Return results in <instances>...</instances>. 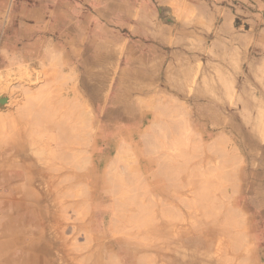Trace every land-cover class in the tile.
<instances>
[{"label":"rangeland","instance_id":"obj_1","mask_svg":"<svg viewBox=\"0 0 264 264\" xmlns=\"http://www.w3.org/2000/svg\"><path fill=\"white\" fill-rule=\"evenodd\" d=\"M0 105V223L9 195H22L29 162L68 165L58 151L45 160L38 149L64 144L62 115L72 109L66 144L82 142L87 175L74 191L88 197L85 216L101 201L110 218L93 235L92 264H115L113 256L129 264L111 238L120 159L146 174L148 205L136 214L163 221L182 211L170 217L175 231L150 234V264H189L176 237L212 223L219 208L243 217L250 260L264 264V0H0ZM103 147L110 156L100 162ZM57 210L68 217L69 241L87 243L80 211ZM24 225L0 259L21 264L23 249L41 250L45 240ZM228 245L207 247L200 264H217Z\"/></svg>","mask_w":264,"mask_h":264},{"label":"bare ground","instance_id":"obj_2","mask_svg":"<svg viewBox=\"0 0 264 264\" xmlns=\"http://www.w3.org/2000/svg\"><path fill=\"white\" fill-rule=\"evenodd\" d=\"M69 111L64 112L62 115L64 122L62 130L65 137H67L69 131L66 119L71 117V113L75 114L72 109ZM77 113H79V111H77ZM65 137L63 138L64 144L56 143V145H54V143L50 142L43 144L38 150L46 154L45 160L48 158L51 159V156L58 151L59 158H61L64 163H68L69 166H63V170H54L48 166L34 165L29 162L26 166L28 175L23 181L22 197L18 199L17 203V212L15 214L13 213L14 216L12 213L8 216L9 218L17 216L19 221L24 224L27 223L30 226L32 230H28L32 232V236H42L43 239L39 240L40 242L45 240L41 245V250H35L30 247L23 249L20 256L22 261L21 264H71L70 261L75 260L76 264H92V256L99 253L93 242L95 237L93 235L101 230V225L105 221H110V218L106 217V212L103 211L107 206L101 204L102 202L100 201L95 204V215L89 214L85 216L83 214V211L88 210V206H86V199L88 197L86 198L85 193L83 195L75 193L73 184L75 181L74 179L84 180L87 177V175L82 172L85 148L81 141H76L74 144H66ZM108 145L111 146L113 150L118 148L115 142H108L104 147ZM104 147L100 150V154L98 155L101 158L100 162H103L104 158L106 159V157L110 156L109 150ZM160 154L159 156H161L162 160L160 157L159 159L161 161H167L165 158L166 156L162 153ZM226 159L227 157L225 156L223 160L226 162ZM229 161L230 160L227 159V162ZM119 167L123 170V174H121L118 179V183L123 186L124 189L122 191L119 189L118 194L114 196L116 214L114 217L115 219H113L114 226L112 225L113 231L111 233V238L113 239L115 248L124 253L129 264H150L147 256L150 250V234L161 235L162 233L175 231V225L171 226L174 221H172L170 217H175L177 213H182V211L181 208H172L169 210L170 213L165 215L166 217H164L163 221H151L147 212L136 214L138 210L143 211L142 209H145L148 205L147 196L149 191L145 186L147 180L146 174H144L138 163L137 165L136 163L134 165H128L121 163L120 159L113 164L114 169H119ZM164 167L165 166L161 163V170H165ZM97 172L96 175H98ZM173 184H175V187L178 185L177 182ZM207 185L210 196L212 186L210 182ZM33 186L34 189L32 188ZM134 188H136L135 192L137 195V200L135 201L131 194ZM31 189L35 190V196ZM168 191L164 193L165 196H167L166 193ZM174 191L175 188H173V193H168L171 199H173V195L175 194ZM76 196L78 197L73 200L72 198ZM60 197L66 199L60 201ZM204 199L207 200L205 196ZM204 199L203 201H205ZM10 201H12L11 198H9V202ZM63 205L66 207H73L80 211V216H78L80 219L78 220H80L81 223L79 226L80 229L86 233V241L90 242L88 247L85 245L88 242L83 245L80 242L81 245L78 246L79 243H71L65 236L68 217L64 214L56 213L58 211L57 209H61ZM156 214L157 213H155V215ZM204 216L206 217L208 215L204 214ZM209 216L210 221H213L212 223L208 222L207 224L204 220L199 223L197 228H189L187 236L181 235L179 239L176 237L179 244L183 246V248L189 249L191 253L188 259L183 258L182 260H188L189 264H200L203 258L202 254L207 250V247H213L215 244L219 245L228 242V247L230 246L231 248L230 250L228 249L227 253L224 252V255H222L224 259L219 256L216 258L217 264H252L249 256V247L245 238L243 217L237 211L225 212V214H222L221 208H219L217 214L213 213ZM168 241L174 242L172 241V237L167 240V242ZM10 242L11 240L5 243V248L8 247ZM57 242L59 243L58 256H55L54 252H56ZM229 253L236 255V257L229 256ZM77 259H79V262H77ZM87 260H89V262ZM111 260L117 264L116 261H118V259L116 256H113ZM176 260L177 259L171 257L169 262L170 264H175ZM17 261L16 256L10 254L5 256L2 264H17ZM207 263L212 264L210 260Z\"/></svg>","mask_w":264,"mask_h":264},{"label":"crops","instance_id":"obj_3","mask_svg":"<svg viewBox=\"0 0 264 264\" xmlns=\"http://www.w3.org/2000/svg\"><path fill=\"white\" fill-rule=\"evenodd\" d=\"M9 196L12 200L9 202V205H8L9 212L7 213V216L5 218H3V221L0 223V231H1L0 249L3 245V243H5L8 240H11L13 242V244L15 245L13 247V249L16 248V245H18L17 244L18 238H19V236H20V238L22 236V230L25 231L24 223L19 221V219H17V216H15L14 218L8 217V216H10L9 215L10 213H12V215H13V213L15 214L17 212V208H18V205H17L18 199L12 195H9ZM10 206H13V207L10 208ZM4 222H5V224L3 225ZM11 224H12V227H11ZM13 224H15L14 226L16 227V229L14 231H13V229H14ZM29 230L31 231L32 229L29 227ZM30 234H32V233H30ZM3 237H5V238H3ZM0 253H2V252H0ZM5 256H6V254L4 256H1L0 264L4 261Z\"/></svg>","mask_w":264,"mask_h":264}]
</instances>
